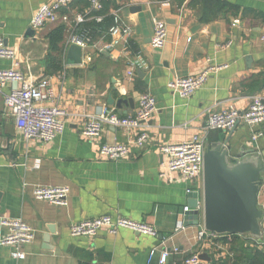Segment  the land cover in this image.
<instances>
[{
	"label": "crops",
	"instance_id": "1",
	"mask_svg": "<svg viewBox=\"0 0 264 264\" xmlns=\"http://www.w3.org/2000/svg\"><path fill=\"white\" fill-rule=\"evenodd\" d=\"M113 1L114 5L107 0L105 21L99 28L92 16L77 24V14L88 10L87 0H79L62 9L55 22L33 29L32 17L52 0H0V37L17 51L19 69L27 79H48L52 96L43 105L66 113L65 128L52 142L27 141L0 99V236L5 233L2 218L23 219L35 232L34 241L24 247V260L12 257V247L0 246V264H161L165 252L169 253L165 264H180L192 253L205 255L210 259L205 261L213 264H235L242 248L264 253V244L242 235L209 232L198 239L205 229L202 198H198V224L186 219L184 208L191 205L188 189L202 188L204 179L190 183L177 174L173 182L162 178L166 158L159 150L198 133L210 113L230 106L245 111L253 97L264 98V0ZM116 10L132 28V35L108 49L113 39L107 17ZM157 19L166 22L168 32L166 44L159 49L150 44ZM60 27L64 29L59 43L62 54H58L59 63L51 64L49 36ZM75 28L79 33L94 30L78 65L67 63L71 45L66 39ZM125 41L130 42L126 54ZM137 57L143 65L133 67L130 76ZM208 59L226 67L191 97L170 90L169 83L176 78L200 74ZM12 67V61L0 59V69ZM16 86L11 83L5 91ZM143 94H152L157 107L145 127L148 144L134 148L120 161L103 159V143L114 139L133 144L136 133L109 128L98 139H86L80 134L84 121L105 107L120 116L133 115ZM261 128L263 135L253 141L256 128L240 122L233 132L212 131L208 143L224 141L232 132V156H259L264 163V125ZM37 186L69 187L68 204L36 199ZM259 205L264 210V183ZM106 214L151 225L158 237L128 229L101 230L91 238L71 236L74 223ZM180 221L185 228L176 231ZM154 248L157 251L150 259Z\"/></svg>",
	"mask_w": 264,
	"mask_h": 264
},
{
	"label": "built area",
	"instance_id": "2",
	"mask_svg": "<svg viewBox=\"0 0 264 264\" xmlns=\"http://www.w3.org/2000/svg\"><path fill=\"white\" fill-rule=\"evenodd\" d=\"M79 0H52L44 4L34 14L31 20L33 29H41L49 22H55L60 11L68 8ZM89 2L88 10L79 13L76 16L77 24L86 22L89 16H92L97 23H102L105 16L102 14L104 9V0H87ZM112 23L109 27V35L113 42L107 48L111 49L120 41L131 37L132 28L124 22L118 10L111 15ZM65 21L68 17H64ZM168 32L167 24L162 20H155L154 33L151 39V46L155 49L164 47L167 42ZM91 41V36L78 32L76 28L69 34L66 39L68 45H78L82 49L86 48ZM123 53H129L130 42L125 41ZM228 43L222 45L226 47ZM0 59L13 62L10 69H0V99L8 109L11 116L15 119L18 130L24 138L29 140H38L41 142H52L65 128L63 116L65 111L54 106H45L43 103L52 96L49 81L44 78L40 81L30 80L20 71L21 62L17 58V51L10 48L5 40L0 37ZM136 65H143L142 58L137 57L132 64L130 76H132ZM226 66L214 65L210 59L202 72L198 75L187 77H178L169 83V88L173 93L181 97H191L199 91L211 77V75L225 68ZM16 83V88L11 91H5L7 85ZM156 99L152 94H143L139 101L137 111L130 116H120L118 113L109 108H103L99 115H89L84 121L80 134L86 139H98L103 136L109 128H124L136 133L133 144L119 143L112 139L103 143L100 154L103 159L110 161H120L129 157L134 148L143 149L149 142V135L145 129L147 122L153 117L156 111ZM244 122L251 127L256 128L252 134V140H257L263 135L262 126L264 125V98L255 96L251 99L245 111H239L230 106L220 112L210 113L208 119L201 130L187 140L163 145L159 147L160 152L166 158L164 171L160 173L162 178L168 181H174V174L179 175L185 182L197 183L200 178L204 179V156L209 135L212 131L223 130L229 131L237 126L238 123ZM202 188H190L188 192L202 193ZM70 188L67 186H37L34 189L36 199L44 200L52 205L66 206ZM198 209H201L199 202ZM189 207L184 208L188 212ZM1 226L5 233L0 236V246L12 247V257L18 260L26 258L24 247L32 243L35 239L34 229L23 219L2 218ZM184 221L177 224L176 231L183 230ZM119 229H128L132 232L158 237V230L144 222L128 219L121 216L110 214L102 215L93 219H86L79 223H74L70 227V234L73 237H95L101 230H108L115 233ZM203 229L198 239H204L208 235ZM217 235V234H212ZM219 236V235H217ZM259 243V242H258ZM264 244V243H262ZM157 249L154 248L150 253V259L155 255ZM169 253L161 255V264L167 262ZM180 264H213L205 261L197 253H192Z\"/></svg>",
	"mask_w": 264,
	"mask_h": 264
},
{
	"label": "water",
	"instance_id": "3",
	"mask_svg": "<svg viewBox=\"0 0 264 264\" xmlns=\"http://www.w3.org/2000/svg\"><path fill=\"white\" fill-rule=\"evenodd\" d=\"M134 10H141V7H134ZM33 32L31 30L30 35ZM67 54L68 64L82 62V47L71 45ZM232 132L224 141L207 143L203 190L200 195L191 193V210L186 213V219L199 223L198 198L201 197L206 231L217 235H242L264 243V210L259 205L264 163L259 156H232L229 146ZM201 258L210 260L205 255Z\"/></svg>",
	"mask_w": 264,
	"mask_h": 264
},
{
	"label": "trees",
	"instance_id": "4",
	"mask_svg": "<svg viewBox=\"0 0 264 264\" xmlns=\"http://www.w3.org/2000/svg\"><path fill=\"white\" fill-rule=\"evenodd\" d=\"M111 1H112V4L114 5V1L113 0H111ZM106 2H107V0H104V9L106 7ZM88 6H89V2H88ZM104 9L102 11V14L104 12ZM107 18L109 19V22L111 21V23H112L111 15H109ZM104 21H105V18H104ZM102 23H97L95 21V23H94L95 28H99L98 26H100V25H98V24H102ZM87 31H89V33H87ZM92 31H94V30L88 29V30L82 31V33H86L90 36L92 35V37H93ZM63 36H64L63 27L56 29L49 36L51 48H50V54H49L48 60L51 64L60 62L58 60V54H62V48L60 47L59 43L63 41ZM232 236L234 237L237 235H232ZM241 253H242V255L240 256V261L242 260V264H264V253H261L258 250H255V252H252L251 249H246L243 251V248H242ZM240 261L237 259L235 264H240Z\"/></svg>",
	"mask_w": 264,
	"mask_h": 264
}]
</instances>
